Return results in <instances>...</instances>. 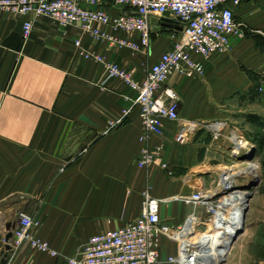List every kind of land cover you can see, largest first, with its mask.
<instances>
[{"label": "crops", "instance_id": "obj_1", "mask_svg": "<svg viewBox=\"0 0 264 264\" xmlns=\"http://www.w3.org/2000/svg\"><path fill=\"white\" fill-rule=\"evenodd\" d=\"M261 5L264 0H245L236 16L257 28L259 17L263 19ZM26 20H33V30L24 41ZM157 24V19L151 21L154 32ZM79 38L85 49L99 53L139 81L163 50L172 46L170 42L163 50L152 47L150 54L111 49L75 26L61 27L43 17H20L0 10V264L5 237L16 228L21 211L34 219L35 236L58 257L23 244L10 253L7 264H63L91 237L135 221L145 189L157 199L168 200L161 205V219L179 226L193 208L178 198L203 188L200 171L191 167L201 137L195 139V132L186 144L175 143L180 122L164 121L163 135L149 136L147 144L163 147L162 162L174 170L173 176L168 177L157 163L138 167L144 148L139 139L146 133L135 95L119 80L102 84L103 67L78 55L74 41ZM232 47L242 49L244 42L234 38ZM227 57L203 61V78L174 75L168 80L166 85L179 95L183 124L219 119L213 101L228 106L250 90L251 82L243 85ZM116 121L120 124L110 128L109 122ZM224 134L220 140L227 142L226 130ZM161 252L175 255L176 242L162 239ZM158 264L166 263L163 259Z\"/></svg>", "mask_w": 264, "mask_h": 264}, {"label": "built area", "instance_id": "obj_2", "mask_svg": "<svg viewBox=\"0 0 264 264\" xmlns=\"http://www.w3.org/2000/svg\"><path fill=\"white\" fill-rule=\"evenodd\" d=\"M244 1L0 0V10L22 17H43L61 27L75 26L83 35L105 43L108 48H125L133 52L149 53L152 35L159 33L161 27L178 29L180 37L173 41L171 48L163 52L156 62L147 67L141 81L99 53L85 49L80 38L74 41L82 59L103 67L102 84L116 79L135 95L139 119L146 133L139 139L144 148L138 167L143 169L157 163L168 177H172L173 171L162 162L163 147L147 145L149 136L163 135L164 121H179V95L166 87V84L174 75L184 79L204 77L203 61L215 54L229 51L232 39L244 38L242 26L237 25L235 20L236 9ZM156 19L158 24L154 32L151 21ZM32 30L33 20H26L22 26L24 41L29 39ZM134 36L137 37L136 40L133 39ZM126 114L127 111L124 110L123 115ZM119 124L120 121L109 122V127L115 128ZM225 128L223 122L206 126L214 140L222 137ZM196 130L197 124L193 122L180 124L175 135L176 142H184ZM229 142L233 154L254 148L252 142L235 133L229 135ZM209 196L207 192L197 190L191 195L178 198L192 206L193 212L182 225L174 226L164 222L160 216L161 205L168 200L153 197L147 188L142 193L141 212L135 221L123 228L91 237L75 256L64 259L63 264H158L161 241L164 238L177 244L176 254L167 259L169 264H210L207 260L214 247V240L210 239L209 233L203 237L198 236L197 228L203 225L204 218L196 213L197 209L208 205L206 213L210 229L220 228L222 222H218L220 212L216 206L221 197L218 201H213L215 204H209L206 201ZM17 219L18 224L12 231L11 239L8 242L4 240V244L10 246V253L23 244H28L33 251L58 257L47 242L35 236L34 228L37 223L32 217L19 212ZM192 223L194 229L191 233H186ZM204 241H208L209 245Z\"/></svg>", "mask_w": 264, "mask_h": 264}, {"label": "rangeland", "instance_id": "obj_3", "mask_svg": "<svg viewBox=\"0 0 264 264\" xmlns=\"http://www.w3.org/2000/svg\"><path fill=\"white\" fill-rule=\"evenodd\" d=\"M259 7L263 19L259 17V21L256 22L257 28H251L242 23L240 17H235L236 24L241 25L244 32V38L242 39L244 47L242 49L238 47L235 50L232 47L225 53L215 54L213 56L217 58L228 56L227 58L234 62L233 70L235 71V75L241 77L244 86L249 82H251L252 86L256 85L257 93L260 97L254 100L248 91L243 96H236L235 100L228 106L219 102L215 103L212 99V104L217 108V116H219V119L205 123L193 122L197 124V133L195 134L197 136H194L195 139L199 136L201 137L199 144L201 148L194 152L195 160L192 161V164L195 165L191 167L197 168L201 173L203 180L202 190L210 195L206 201L208 203H214L213 201H216L220 197L230 195L231 192H238V195H241L240 193H247L246 197H244L245 206L243 209H241L233 195L232 197L230 196L231 199H228L226 214L230 218L233 216L225 222L226 231L222 232V234L220 233L223 242V246L221 247L224 254L220 258L217 257L220 260L216 264H264V6L261 5ZM179 37L180 33L176 29H163L159 33H153L151 50L152 47H160L163 50L169 46L170 42L172 44ZM169 49L163 50V52ZM166 87L168 86L166 85ZM223 116L227 117L225 118ZM179 122L183 124L180 118L177 123ZM215 122H223L226 125L224 131H227V142L220 140L225 136L224 133L221 138L214 140L211 133L206 129V126ZM231 133H235L238 136L241 135L246 140L252 142L254 148L233 154L231 143L229 142V135ZM173 139L175 140V135ZM187 142L188 140L184 142H176L175 140V143L180 145H184ZM227 143L229 144V149L227 148ZM251 155L253 157L249 162L257 167V173H236L234 179L236 188L226 194H218L216 196L223 189L218 178L223 171L222 169L233 166L238 167L241 164H245L247 162L245 158ZM256 177L259 179L258 186L248 190L247 187ZM248 197H250L249 200ZM177 204L181 205L182 203L177 202ZM208 207L207 205L205 207L206 209L203 207L197 209V215L204 218L203 225L197 228L199 237H203V235L211 232L208 221L209 216L206 213ZM246 208L247 211L243 216L242 233L232 241L233 236H228V234L231 235L230 228L236 218V214L240 213L241 218V211L243 210L244 212ZM163 254L161 252L160 261L164 259L165 263L169 264L167 259L171 256V252Z\"/></svg>", "mask_w": 264, "mask_h": 264}, {"label": "bare ground", "instance_id": "obj_4", "mask_svg": "<svg viewBox=\"0 0 264 264\" xmlns=\"http://www.w3.org/2000/svg\"><path fill=\"white\" fill-rule=\"evenodd\" d=\"M222 170L223 171L218 176V178L220 180V184L223 186V190L233 189L234 184H235L234 179H235L236 173H239V172L244 173V174H256L257 173V167L249 161L245 162V164H241L238 167H235V166L230 167V168L227 167V168H223ZM240 194L241 195H238V192H231L230 195L221 197L219 199V203H218V206H216V209L218 212H220L218 222H222V224H221L220 228L212 229L211 232H209V234L211 235L210 239L214 240V247L211 249L209 259L207 260V262L209 261L210 264H216L218 262V260H220V259H217V257L220 258L224 254V251L222 250V247H221V246H223L221 234H222V232L226 231L225 222L228 221L229 219H231L233 216L232 215L230 218V217H227V214H226V211L228 209V199H231L230 196L232 197V195H233V197L239 203L241 209H243L245 206L244 197H246L247 193H240ZM209 204H211V203H209ZM242 212H243V210L241 211V218H240V213L236 214V218L233 221V224L230 228V232H231L230 234L231 235L228 234L229 237L233 236V234L240 227L241 222H242ZM193 225H194V223L190 224L186 233L192 232V230L194 229ZM217 225H219V224H217ZM204 242H206L209 245L208 241H204ZM204 242H202V243H204ZM196 244H198V243H196ZM214 253H216V255H214Z\"/></svg>", "mask_w": 264, "mask_h": 264}, {"label": "water", "instance_id": "obj_5", "mask_svg": "<svg viewBox=\"0 0 264 264\" xmlns=\"http://www.w3.org/2000/svg\"><path fill=\"white\" fill-rule=\"evenodd\" d=\"M251 153L253 154V152H251ZM252 157H253L252 155L249 156V157H246L245 160H247V161H251V160H252ZM243 160H244V159H243ZM258 184H259V179L256 177V178L252 181V183L247 187V189H248V190H251L252 188L257 187ZM234 188H236L235 185H234L233 189H231V190H234ZM231 190H223V189H222V191L220 190L219 193L216 194V196H217L218 194H220V195H221V194H222V195H223V194H226V193L230 192ZM211 198H212V197H211ZM249 198H250V197H248V200H249ZM246 211H247V208H246V209L244 210V212H243L241 225H240V227L238 228V230L233 234L232 241H234V240L236 239V237H237L240 233H242L243 216L245 215ZM11 237H12V233L9 232V233L6 235V237H5V241L8 242V241L11 239ZM10 252H11L10 246H9L8 244H6V245H5V248H4V255H3V258H2L1 264H7L8 260H9Z\"/></svg>", "mask_w": 264, "mask_h": 264}, {"label": "trees", "instance_id": "obj_6", "mask_svg": "<svg viewBox=\"0 0 264 264\" xmlns=\"http://www.w3.org/2000/svg\"><path fill=\"white\" fill-rule=\"evenodd\" d=\"M249 92L251 93L252 96H258V93H257V86L254 85L250 88Z\"/></svg>", "mask_w": 264, "mask_h": 264}]
</instances>
